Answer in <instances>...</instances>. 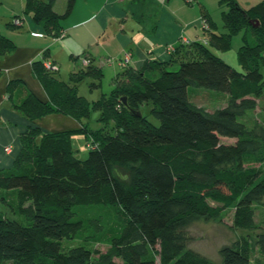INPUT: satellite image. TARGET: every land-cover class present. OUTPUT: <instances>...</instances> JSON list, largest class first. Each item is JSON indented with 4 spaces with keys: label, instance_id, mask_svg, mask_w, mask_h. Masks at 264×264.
Listing matches in <instances>:
<instances>
[{
    "label": "trees",
    "instance_id": "obj_1",
    "mask_svg": "<svg viewBox=\"0 0 264 264\" xmlns=\"http://www.w3.org/2000/svg\"><path fill=\"white\" fill-rule=\"evenodd\" d=\"M55 2L27 0L26 10L58 34L76 0H67L62 14ZM224 3L225 28L243 33L238 68L219 56L231 48L230 36L209 29L206 43L187 44L188 56L178 67L148 61L117 75L111 95L94 104L100 121L114 122L113 133L86 124L44 133L29 128L13 167L0 168V189L16 197L22 217L0 212V264H216L189 247L187 228L197 218H217L231 208L233 224L243 233L221 247V264H253L255 247L264 255V228L255 232V208L264 204V120L255 113L264 98V0L248 10L236 0ZM257 27L258 37L252 31ZM14 48L0 36V53ZM37 72L50 101L30 93L17 105L29 119L55 112L80 121L89 117L91 104L78 91L85 72L72 74L70 81L43 65ZM191 86L228 94L227 105L206 111L191 100ZM145 104L152 105L159 125L143 114ZM75 135L97 139L86 159L75 155ZM129 165V177L122 178ZM87 208L116 215L110 235L90 225L100 217L87 219L82 212ZM90 228V240L108 242V252L64 244Z\"/></svg>",
    "mask_w": 264,
    "mask_h": 264
},
{
    "label": "crops",
    "instance_id": "obj_2",
    "mask_svg": "<svg viewBox=\"0 0 264 264\" xmlns=\"http://www.w3.org/2000/svg\"><path fill=\"white\" fill-rule=\"evenodd\" d=\"M236 1L247 10L261 2ZM26 3L27 0H0V36L15 45L13 50L0 53V168L13 167L22 149L23 135L30 127L44 133L78 129L85 124L83 119L61 112L31 120L17 108L30 93L44 102L50 101L37 68L53 63L59 73L58 60L63 53L70 58L65 72L61 78L53 74L63 81H70L69 75L71 79L72 74L88 66L103 71L100 59H105L117 75L128 69L138 70L148 61H159L174 69L188 56L187 41L204 38V22H199L194 6L179 0H76L71 15L60 21L58 34L36 23L33 13L26 10ZM66 6L67 0H56L54 10L62 14ZM16 17H21L22 25L27 24V31L14 27ZM198 23L200 27L196 28ZM214 26L213 30L218 31ZM192 28L196 34L190 36ZM61 32L65 33L62 37ZM172 45L175 50L169 49ZM128 52L131 60L124 65L122 60ZM84 60H89L88 65Z\"/></svg>",
    "mask_w": 264,
    "mask_h": 264
},
{
    "label": "rangeland",
    "instance_id": "obj_3",
    "mask_svg": "<svg viewBox=\"0 0 264 264\" xmlns=\"http://www.w3.org/2000/svg\"><path fill=\"white\" fill-rule=\"evenodd\" d=\"M178 0H173L175 3ZM180 3H185L189 7L194 6V11L200 16L199 22L201 19L205 23L206 19L203 17L204 13L208 15L209 21H206L208 30L215 28L214 24L218 27V32L227 33L230 36L231 40V48L225 52H219V56H221L224 60L229 62V64L234 67H239L238 62V53L241 49V44L243 40V33H231L227 28L224 27V13L228 11L227 5L224 3V0H194L193 3L188 2V0H179ZM259 1V0H257ZM262 1V0H261ZM19 18V17H16ZM14 20V19H13ZM248 23H244L243 26H247ZM14 27L21 31H27V24L22 26ZM200 27L199 23L196 25V28ZM248 27V26H247ZM208 30L201 29V36L207 37L208 40L209 32ZM227 30V31H226ZM190 31V32H189ZM189 35H195V28L189 30ZM253 34L258 37L261 32L259 27L253 28ZM244 43V42H243ZM170 49V48H169ZM126 56V54H125ZM124 56V57H125ZM100 59V58H98ZM70 61L69 56L66 54L61 55L60 60H58V64L61 68V71L55 74L58 77H62L63 72L67 67V63ZM87 60H84V63ZM89 61V60H88ZM101 67L103 69L102 76L99 78L97 76L89 73V66L83 69L84 73L83 79L78 83L79 94L84 96L91 104V111L89 117L83 118V122L87 125L89 130H97L101 127L106 126L109 128L111 133L114 132L115 124L112 120L108 122V124H104L99 119L101 118V111L94 107V104L103 98V96L109 97L115 87L117 74L114 73L113 68L108 67L106 65L105 59H100ZM88 65V64H86ZM70 80V75L67 78ZM191 100L197 106L205 109L208 112H214L217 109L223 108L227 105V101L229 100V96L226 93H221L212 89H207L203 87L191 86L190 87ZM151 104H145L141 107V111L144 115L148 117V119L153 122L155 125H159V121L151 115ZM258 117L262 116L261 120H264V98L261 99L259 108L256 109L255 112ZM91 135H75L73 139V147L75 150V155L78 158L86 159L88 157V153L90 151V146L95 145L96 140L94 137L91 138ZM225 142H234V139H226ZM88 142V143H87ZM9 148H7L8 150ZM130 165L125 167L120 175L122 178L127 179L129 177ZM7 190L0 189V212L7 215L8 217L21 219V213H19L17 206L18 200L12 194H4ZM3 196V200L1 197ZM255 213V222L258 224V228L256 229V233L262 231L264 228V204H260L256 206ZM83 214L89 220H94L96 217H100L96 221H91V226H100L102 230L107 228V235H110L111 228H113L115 223H118L116 219V215L111 212H107L105 210H99L97 208H87L84 209ZM108 213V219L105 218V215ZM104 214V215H103ZM103 215V216H102ZM233 215L234 209H227L225 212L221 214V216L217 218H197L192 221V223L187 228V233L190 237L189 247L196 252L207 256L216 264H221L222 258L220 255V249L222 246L226 244L233 243L237 240V238L243 233L242 231L235 228L233 224ZM107 227H106V226ZM91 229H87L83 232L80 238L75 240H65L64 244L68 247L84 245L93 251L100 250L103 253H106L111 248V245L106 241H91ZM109 233V234H108ZM104 236V237H106ZM253 264H264V255H262L258 249V247L254 248L252 255Z\"/></svg>",
    "mask_w": 264,
    "mask_h": 264
},
{
    "label": "built area",
    "instance_id": "obj_4",
    "mask_svg": "<svg viewBox=\"0 0 264 264\" xmlns=\"http://www.w3.org/2000/svg\"><path fill=\"white\" fill-rule=\"evenodd\" d=\"M188 2H190V3H193L194 2V0H188ZM13 23L14 24H16V25H20L21 23H22V19H21V17H19V18H14V20H13ZM203 27H204V29H206V30H208V28L209 27H207V24L206 23H204V25H203ZM63 35H65L64 33L61 35V37L63 36ZM202 42H207V40L206 39H200ZM170 49H171V47H170ZM172 50V49H171ZM131 60V53L130 52H128V53H126V56H125V58L122 60V63L124 64V65H128V63H129V61ZM89 63V61L87 60V61H85V64H88ZM46 68H48L49 70H53V71H56V70H58L59 68H58V66L56 65V64H53V63H47L46 65ZM9 148V147H8Z\"/></svg>",
    "mask_w": 264,
    "mask_h": 264
},
{
    "label": "bare ground",
    "instance_id": "obj_5",
    "mask_svg": "<svg viewBox=\"0 0 264 264\" xmlns=\"http://www.w3.org/2000/svg\"><path fill=\"white\" fill-rule=\"evenodd\" d=\"M13 24H14V23H13ZM22 24H23V23H21L20 26H22ZM63 33H64V32H61L60 34L62 35ZM64 34H65V33H64ZM61 35H60V36H61ZM187 43H188V44H191L192 42H191V41H187ZM171 49H172V50H175V47L172 45V46H171ZM124 58H125V57H124Z\"/></svg>",
    "mask_w": 264,
    "mask_h": 264
},
{
    "label": "water",
    "instance_id": "obj_6",
    "mask_svg": "<svg viewBox=\"0 0 264 264\" xmlns=\"http://www.w3.org/2000/svg\"><path fill=\"white\" fill-rule=\"evenodd\" d=\"M123 100L126 101V97H123Z\"/></svg>",
    "mask_w": 264,
    "mask_h": 264
}]
</instances>
